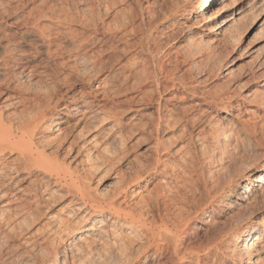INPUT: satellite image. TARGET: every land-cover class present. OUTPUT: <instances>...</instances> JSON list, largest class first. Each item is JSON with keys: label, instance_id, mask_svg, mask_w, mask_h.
I'll return each instance as SVG.
<instances>
[{"label": "rangeland", "instance_id": "obj_1", "mask_svg": "<svg viewBox=\"0 0 264 264\" xmlns=\"http://www.w3.org/2000/svg\"><path fill=\"white\" fill-rule=\"evenodd\" d=\"M77 1L78 0H11L10 2V0H4L1 5L2 8H0V36H2V38H0L9 39V37L12 36L11 38L13 39L15 37L13 33L20 27H23V17L21 21V16H26V14L30 13L27 11L37 12V9L40 11L43 7V9H45L49 7L51 2H54V4L51 3V5L57 6V8L59 7V10L62 9L69 13L68 16H72L73 19L69 18L70 20L66 22L67 26L64 25L61 27V29L58 28L59 33L57 34H60L61 31L59 36H57V34L52 35L50 40L52 43L49 44L51 47L49 50H52L53 53L51 52V54L53 55L51 56L50 60H45L48 66L45 67V71L46 73L49 72V74H47V76L45 73L43 76L40 75L41 77L38 76L39 78L36 77L34 80V86L36 85V87L39 88L45 87V89H54L56 99L58 100L60 99V95H64V99L60 103L63 105L67 102L66 100H70L68 99L69 96L79 90L82 84L86 88L93 91L97 84L96 82H99L101 79L108 76L105 79V88L109 90H107L108 99L100 101V104L106 105L107 110H111L116 113L119 112V117L121 116L120 121L118 122V125H116L114 118V120L111 119L104 123H99L101 116L93 114V119L82 122L78 121L80 116L67 119L63 115V112L60 113V120L65 121L60 126V132L63 136L65 135L64 137L68 136V140L66 139V142L73 141V147L71 148L72 150L69 152L70 154H66L64 152L66 156H61V158L63 157L64 163L68 164L69 170L72 173L71 175H63L62 173L57 177V175L53 173L52 177L50 178L47 175L44 176V174L40 173L38 170L36 171L32 169L30 170L31 173L29 172V174L28 172L19 173L18 176L15 177L13 172L14 170H12V168L19 169L21 163L19 160L15 159L16 156L14 153H7L4 155V158L0 159V170L2 171V175H9V177L14 176L13 179L16 181L18 180V183L15 186L16 188L26 186V189H14L15 187L13 188V179L12 183H9V177L6 178V181L4 179L5 184L3 185V188L0 189V193L5 194L0 200V205L1 202H6L12 197L10 192H14V197L19 198L14 202L13 206L27 208V215L23 216L25 218L13 217V221L11 219V223H8L7 226L0 230V264H54V259L56 257L59 259L58 264H70L72 258H74V255L72 252L67 250L68 242L65 239V236L61 235L60 238H53L54 236H52L51 230L53 229L54 225V223H52L53 220L58 218H63L65 220V229L68 231L74 230L73 228L77 226L75 225V222L79 216V213L75 211L73 213V209L77 204L76 200L74 199L75 197H73L75 195L74 193H76L75 190L85 185L96 200L103 201L104 197L107 199L115 193H119V190L126 182L130 180V178L149 171V169L153 166L160 168V171L164 165V171H160V174L157 175L151 174L150 172L147 173L143 180L128 190V197L126 199H123V195L118 196V202L123 207L127 206L129 208H136V205L137 207H141V205L149 199L148 202H150L151 205L149 206L148 210L150 211L151 217L153 216L150 218H154L156 223L160 221L159 219L162 216H164L163 218H166L167 216L171 223L174 222L173 224L181 221L179 219L183 220L186 216H189L190 221L184 235V240H186V242L183 241L184 246L188 248L190 247L200 249L205 248L206 246L204 245H206V243L209 241L206 247L209 250L210 240L208 239L212 238L209 236H215L216 232H221L222 234H227L229 236L231 233L230 231L241 227L245 220L253 212H255L257 209H264V200L262 201L260 197L262 195L264 196V193H262L264 191H258V196L250 199V201L247 203H243L241 207L231 204L230 206H232V208H230V206H220L217 211H213L212 209L205 207V201L203 200H206L207 197H205L206 195L203 196L201 194L202 189H213L210 191L211 196H215L217 194V196H223L226 191H229V185L237 187L238 184L245 183V181H247V177L245 176L246 172L248 170H253L255 173L257 169L261 170L260 167L264 163V106H261L260 109L256 110L248 103L250 96L253 94H261V96H264V82H262L264 80V64L262 62L264 59V29H260L258 31L257 25L255 26V23L259 20L262 14L260 13L255 16L252 21H245L243 23L242 30L238 31V34H240L239 42L236 41L234 43L228 44L224 38L225 33H220L217 35L220 30L216 31V33L213 30L212 33H210V36L208 35L206 38L204 37L205 43L209 44L214 49L212 52V57L206 61V64L203 66V68H197V70L192 69L189 70V72L186 70L188 65H185V67H183L184 65L180 66L182 64L180 62L181 59L179 60V58L176 56L177 52H179L184 47L187 39L193 37L195 39L198 38L199 29H193V21L180 20L179 16L174 17V20L171 22L173 24L168 28H166L168 22H163L162 24L159 23L158 18L161 19V17H163L161 14L166 13L167 15L169 11V0H149L150 3H155L151 5L150 8L151 11H154L152 13H156V16L155 14H153V16L154 19L155 17L157 19H153L152 21V23L154 22L152 26L156 29L152 30L151 32H148L147 30L145 31L146 28L141 26L142 24L139 22V19H136L137 22L135 21L134 26L137 25L138 27L136 26V29L132 28L130 31L132 34L130 35L129 32L127 36L125 35V37H123L122 40V37H120V32L114 29V27H118V24L121 23V19L120 22H118V17L116 18L117 21H115L116 19L114 18L109 19L111 21L110 23H113L111 24L112 26H110L108 23L109 20L107 21V19H105L106 17H103L109 24V27L112 29L110 30L112 33L109 39L108 36L110 35V32L107 29L109 27H106L108 31L106 29L104 30L105 32L107 31L106 34L103 31L105 27L102 29V26H98L100 29L98 27L91 28L93 30H91V32L90 29L89 31L88 29L82 30L80 26L76 24L78 21H80L77 10L79 11L81 5H79ZM121 3V5H118V9L119 12H123L122 14L124 15H120V18L124 17L125 13L127 17L124 18H128L129 14L133 13V10L135 13L137 12V9L131 5V0H125L124 3ZM233 4V0H227L226 13L231 14V12L234 11ZM144 6H146V3ZM61 7H65L66 9ZM217 7H220V5L215 6V8ZM120 9L122 10L120 11ZM130 10L132 11L130 12ZM60 13H62V11H60ZM132 15L133 14H131L129 18H131ZM17 18L20 20H18L16 23L19 28L15 27L16 25H14V21L16 22ZM77 18L78 21L76 20ZM113 19L114 21L112 22ZM74 20H76V23ZM156 20L158 23L155 22ZM41 22V25H49L47 21ZM62 32L65 34L63 33L64 35H62ZM157 33L158 35L161 34L159 37L157 36L159 39L155 37ZM151 34L155 35L151 36ZM70 35L72 36L70 37ZM65 36L70 40L73 39L70 41L72 44L70 43L67 47L68 49L66 50L63 49V45H65L63 43V37ZM101 37H104L105 40H101ZM85 38H88L89 41L86 39L87 43L84 41L85 44H80L82 47L79 48V42H83V39L85 40ZM149 38H151L150 40L152 44L150 43ZM154 41L158 43H155V45L153 43ZM143 42L146 44V46ZM153 44L156 47H153ZM158 45L159 48H157ZM140 47L142 49H140ZM241 47L244 48L243 51L240 50ZM77 48L79 49L77 50ZM155 48L157 49L155 50ZM28 49V47L27 49L25 47L22 49V51ZM144 49L149 53L147 54ZM159 49L160 53L158 52ZM114 50L116 51L114 52ZM154 50L158 53H156ZM77 51L86 55L91 61V65L95 63L96 70L100 71L99 75L95 77L96 80L92 78L91 81L88 82V77L82 75L76 70L73 63V55H76V53H78ZM38 56L40 57V55L35 53H27V55L24 57L23 55L18 54L15 58L16 60L26 58L29 61L36 62L37 64L39 60ZM160 57L162 59H160ZM167 57L169 61L165 60ZM12 61L8 62L10 67L7 65L5 68H3L6 71V75H8L3 79V84H1L2 82L0 83V88L4 86L6 87L9 83L10 84L8 87L14 86L16 85V79H20L19 76L18 78H14V76L11 74V70L17 71L15 70L14 66L18 64L17 61V63ZM157 61L158 63L162 61L161 63H164L165 66L169 67H173L175 64H178L179 69L176 71L177 73L175 72V77L178 80L174 79V81H176V84H174L177 87H180V83L183 81V79H179L177 74H179L180 78H183V73L186 71L187 73L189 72V82L193 83L195 88H192V86H187V88H184V91H182L183 88H179L181 92H177V97H183V101L179 102V99H173L174 102L172 99L165 101L166 98L171 97L173 91H171L172 93H163L160 97L155 93L157 91V89H155L157 88L156 81H153L154 79L152 80L151 78L153 82L152 83L151 80H148V76L152 77L153 75H156L155 80L162 79L158 68L159 65L164 66V64L159 63L158 65ZM139 62H141V64ZM152 62H154L153 66ZM132 63L134 65H132ZM135 64H137V66ZM130 65H132V67ZM140 65L144 67H142L143 70L140 69ZM49 69H51V71ZM146 70L150 73L145 74ZM141 71L144 72L142 73ZM208 72H210L209 75L207 74ZM142 74H144V76ZM145 75H147L148 78ZM185 75L188 77L187 74ZM11 76L14 79H12L14 83L10 80ZM187 77H185L186 81ZM142 78L147 84L144 85L143 82L141 85V81L143 80ZM145 79L148 81H145ZM6 80H10L12 83L10 81H8V83ZM177 82H179V85H177ZM25 83L26 82L23 84L25 85ZM36 87H34L35 90L37 89ZM190 87L193 89V91H195L196 95L192 96L188 94V91L192 90ZM34 89L32 88V90ZM141 89L146 91L148 94L143 92ZM1 91L4 93V90ZM3 93L0 94L1 112H4L2 109L3 104L1 103L4 99ZM226 93L233 94L235 98H237L236 102L234 103L235 107L229 114H226L224 110L221 109L219 103L206 107L200 105L194 106L196 103L200 104L202 98L212 100L216 96L224 95ZM140 95H142V100H140L141 97L139 99L141 103L139 102V105H132L133 103L131 100L137 101L138 96ZM240 98H243L242 100L244 101H242ZM88 101L90 102L92 99L88 98ZM21 107L22 106L16 108L14 107V109H11L10 112L14 113L15 111L16 114L20 111ZM127 107H131V109L128 110ZM185 108L188 109L185 111ZM138 109L141 110V112H137ZM185 112H188V115H184L186 117L185 119L188 118L187 120L190 119V121L186 122L185 119V122L182 121L183 119L181 118L182 116H180V114H185ZM78 115H82V112ZM157 117H160L161 121V126L159 127L158 131L154 127V123L156 122L155 120L158 119ZM172 118L179 119V125L176 120L173 124L172 120L174 121V119ZM189 122L193 123V125L190 124L189 126L187 124L184 125L185 127L183 126V124ZM243 122H247L248 127L251 125V127H249L251 128V131L249 130V132H246L243 130ZM252 122L256 126L253 127ZM168 124L169 126H167ZM203 128L204 130L200 132V130ZM213 132H218V134L226 138L229 137L232 132H237L238 138L233 143L236 146V150L232 155L233 159L232 157L229 158V160L225 158L226 160L224 159V161L221 162L219 161V156L214 154L215 152H209L211 150H205V148H203L204 146L207 147V145L210 143V138L208 137H210V134H213ZM91 138L94 139L96 145H94L93 142H88ZM121 140H123V142H121ZM224 143V147L229 150L227 143ZM81 146L82 149H80ZM64 147H67V145L64 144ZM103 147L107 149L109 154H107L108 156H106L105 159L103 158L104 156L102 153H100V148L102 149ZM158 148L160 150L164 149L167 153L161 156L160 153L158 154ZM229 151L231 152L232 150ZM61 153L63 154V151ZM85 153L86 155L92 156L96 163H103V165L96 172H90L87 170L86 164L84 162ZM204 153L207 156L204 155ZM107 157L108 159L106 160ZM207 157H210V160H213L212 164L208 165L206 161ZM157 158L160 159V164H157ZM17 162L20 164L18 165ZM59 164L62 165V163ZM16 166L18 167L14 168ZM220 166H222L224 169H222V171L220 170L222 173H217L219 171L216 169H218ZM212 171L215 174H211L210 172ZM262 175H264V172L256 173V175L253 177L254 181H251V184H259L255 180H259ZM174 176H179L183 181H185L181 187L175 188L176 191L178 189L176 192L178 195L174 192V190H171V193L168 191L172 186L175 187V182L172 180ZM53 177L54 179L57 177L60 182L54 183ZM29 182L30 184L28 185ZM47 183L48 187L44 189ZM160 189H163L166 191V193L165 195L160 196V199L156 201L155 196L157 190L163 192ZM168 192L170 194H168ZM143 199L146 201H143ZM226 200L231 202L233 197H226ZM259 200H261L263 203ZM86 211L89 210L86 209L85 212ZM68 215L71 216L69 219L67 218ZM211 215H213V221L208 223V225H205L206 222H209L207 221L209 220L207 219L208 216ZM96 216H99V213H96ZM20 218L25 221H21ZM107 218L111 217L109 215L104 217L105 225L109 226L110 221L107 220ZM90 220L91 217H87L85 222L81 223L82 226H84V228L91 226L94 229L95 226L97 227L100 225L99 223L90 225L88 223ZM17 221L19 222L17 223ZM120 223H122V221H120ZM171 223H169V226L172 225ZM116 230H118V233L121 234L120 236L124 239V244H129V246L126 245L124 252L126 255H123L125 256V259L123 258L125 261L121 260V264H170L172 259H174L170 251L165 252V254L161 257L156 256L157 258L153 257V255H155L153 249H150L148 254H144L143 250L147 246V241L150 240L148 239L150 238L149 234L145 231L142 230L136 234L132 233L129 235V231L123 226L120 227L119 225H117ZM85 234H89V236L91 238L93 237L94 239V241L92 240L93 242H91V244L85 246L86 248L84 247L82 249L84 253L86 251L87 254L90 250L94 249L95 245H97V240L95 239H98L99 235L97 236L95 233L94 235H91L90 232H83L80 237L85 238ZM227 235L225 238L228 237ZM136 236H138V238H136ZM211 248L212 247H210L211 251H207V253H199L198 261H190L186 264H233L228 258L217 253L215 249ZM220 249L224 250L226 248ZM255 250H257L258 256L261 258L260 261L262 264H264V249L257 247V249H254V251ZM224 252H227V250H224ZM114 254L115 253H113V255Z\"/></svg>", "mask_w": 264, "mask_h": 264}, {"label": "bare ground", "instance_id": "obj_2", "mask_svg": "<svg viewBox=\"0 0 264 264\" xmlns=\"http://www.w3.org/2000/svg\"><path fill=\"white\" fill-rule=\"evenodd\" d=\"M3 1L4 0H0V8H2L1 5H2ZM63 1H65V0H63ZM124 1L125 0H78L77 3H79V5L81 4L80 8L77 6L79 8V11L77 10V12H78V17L80 18V21H78V18H77L76 20L78 22L76 23L75 22L76 20H74V22L76 24H78L82 30L88 29V31H89V29H90V32H91V30H92L91 28H96L98 26H102L101 27L102 29L105 27L103 29V31H104L106 29V27H109V24H110V26H112L111 24H113V23H110L111 21L109 19H112V18L116 19L118 17V20H119L118 22H120V19H121V23L118 24V27H114V26L113 27L115 30H118L120 32V35H121L120 37H122L121 40L123 39V37H125V35L127 36V34L132 30V28L136 29L135 27L137 25L134 26L136 19H139V22L142 24L141 26H144L146 28L145 31L147 30L148 32H151L152 30L156 29L152 26V24L154 23V22L152 23V21L154 19L153 14H155V16H156V13H152L154 11H151V8H150L151 5L155 4L154 2L150 3L149 0H131V5H133L137 9V12L135 13V11L133 10V13H131V14H133L131 18H129L131 14H129L128 18H124V17H127L126 13H125L124 17L120 18V15L123 16L124 14H122L123 12H121V13L119 12L118 5H121L122 4L121 2L124 3ZM244 1H245V3H244ZM10 2H11V0H10ZM51 3L54 4V2H51ZM51 3L50 4L48 3L49 7L45 8V9H43L44 7L42 9L40 8L41 9V10L39 9L40 11H38V9H37L36 10L37 12L27 11L30 13L26 14V16L20 15L21 21H22V17H23V21H22L23 27L19 28L16 25V23L19 20V18H17L16 22L14 21V23H15L14 25H16L15 27H18L19 29H17V31H15L13 33V35H15V37H14L15 39L14 38L12 39L11 38L12 36L9 37L8 35L7 36L9 37V39L8 38L1 39L2 36H0L1 37L0 38V83L8 75V74L6 75V71L3 68H5L9 64L8 63L9 61H12V60L14 61V58L18 54L23 55V57L25 55H27V53H35V54L40 55V57L38 56L39 60H38L37 64H36V62L29 61L26 58L18 59V60H16V58H15L14 62H16V61L18 62V64H16V66H14L15 70H17V71H14V70L12 71L11 69L10 70H11V74H12V76H14V78H18V76H19L20 79L19 78H18L19 80L16 79V85L8 87V85L10 84L8 81H10V80L12 81V79H13V77L11 76L12 78L10 77V80H8V81L6 80L9 84H7L6 87L4 86L5 88L4 87L0 88L1 90H4V93L0 90V94L3 93V98H4L1 102L3 104L2 109L4 110V112H1V110H0V159L4 158V155L7 153H14V155L16 156L15 159L19 160L21 163V164L19 163L20 164L19 169H13L12 168V170H14L13 172L15 174L14 175L15 177L18 176L19 173L28 172V174H29L30 170H32V169L36 170V171L38 170L40 173L44 174V176L47 175L50 178L52 177L53 173H55V175H57V177L60 176L62 173H63V175L64 174H68V175L72 174L69 170L68 164L64 163L63 157L61 158V156L65 155L64 152L66 154H70L69 152H70V150H72L71 148L73 147V144H72L73 141L66 142V139L68 140V136H66L67 137L66 138V137H64L65 135L63 136L60 132L61 131L60 126L65 122L63 120H60V113L63 112V115L67 119L80 116L78 121H82V122L89 121V120L93 119L94 118L93 114L100 115L101 119L99 118L100 119V122L98 121L99 123H104V122L114 118L115 120L114 119L113 120L115 121L116 125H118V122L120 121V117H121V116L119 117V114H120L119 112H118L119 113L118 114V113L113 112L111 110H107L106 105L100 104L101 103L100 101L108 99L107 93L109 90L105 88V79L108 76L101 79L99 82H96L97 84H96L93 91L86 88L82 84V86H80L79 90H77L76 92H74V94L69 96L68 99H70V100H66L67 102L63 105L60 103H61V101H63L64 95H60V99L58 100V99H56L54 89H52V88L51 89H45V87L39 88V87H36V85L34 86V84H35L34 80L36 79V77H38L40 75L43 76L46 73L45 67L47 66V63L45 62V60H50L51 56L53 55V54H51L52 50H49V48H51L49 46V44L52 43L50 41L52 35L59 33L58 28L61 29L62 26L66 25L67 24L66 22L68 20H70L69 18L73 19L72 16L71 17H69L70 15L68 16L69 13L65 12L62 9L59 10L58 9L59 7L57 8V6L51 5ZM145 3H146V6H144ZM169 3L170 4L167 3L168 5H170L169 11H168L167 15H166V13L163 12L165 14V16H164V14H161V15H163V17H161V19L158 18L159 23L162 24L163 22H168V24L166 26V28H168L169 26H171L173 24L171 22L174 20V17L179 16L180 20L191 21V22L193 21V27H194L193 29H199V34L197 33L198 38L195 39L193 37V38L187 39L184 47L179 52H177L176 57L179 58V60L181 59L180 62L182 63V64L180 63L181 64L180 66L184 65L183 67H185V65H188V68L186 69L187 71L192 70V69L197 70V68H203V66L206 64V61L212 57V52L214 51V49L212 48V46L205 43L204 39L208 35L210 36V33H212L213 30L215 31V33H216V31L220 30V32L217 33V35L220 33H225L224 38L228 44L234 43L236 41L239 42L240 34H238V31L242 30L243 23L245 21H252L255 18V16H257L260 13L262 15L259 18V20L255 23V26L257 25L258 31L260 29H264V0H233L234 11H232L231 14L226 13V11H227L226 10L227 0H169ZM60 4H61V2H60ZM16 5H18V4H16ZM168 5H167V7H168ZM216 5H220V7L215 8ZM62 6H63V4H62ZM65 7H61V8L66 9ZM167 7H166V9H167ZM124 9H123V11H124ZM121 10L122 9H120V11ZM161 10H163V9H161ZM60 11H62V13H60ZM131 11L132 10H130V12ZM165 12H167V11H165ZM127 13H128V10H127ZM76 16H77V14H76ZM103 17H106L105 19H107V21L109 20L108 21L109 24L106 22V20ZM114 19L112 20V22L114 21ZM155 19H157V18L155 17ZM41 21H47L49 25H47V24H46L47 26H45L44 24L41 25V23H42ZM71 21H73V20H71ZM115 21H117V19ZM74 22H69V23H74ZM155 22H157V20ZM138 25H140V24H138ZM150 27H152L153 29ZM109 28H107L110 32L108 39L112 33L110 31V30H112L111 27H109ZM96 30H98V29H96ZM107 31L106 32L104 31L105 34L107 33ZM63 33L64 32H62V35L65 34V33L64 34ZM158 33H159V31H158ZM158 33L156 35L154 34L156 38H158L159 35H161V34L158 35ZM60 34H61V31H60ZM60 34H57V36H59ZM131 34L132 33L130 32V35ZM152 35L153 34H151V36ZM71 36L72 35H70V37ZM81 36H83V35H81ZM88 36H90V35H88ZM104 37L103 38L101 37V40L104 41L105 40ZM155 37H154V39L156 40ZM86 39H87V41H89L88 38H85V40L83 39V42L82 41L79 42V48L82 47L81 46L82 43L85 44L84 41H86ZM141 39H142V37H141ZM150 39L151 38H149V40ZM71 40H73V39H71ZM71 40L66 36L63 37V43L65 44V45H63L64 50L68 49L67 47L71 43L70 42ZM142 40H141V42H142ZM87 41H86V43H87ZM96 41H98V40H96ZM159 42H161V41H159ZM150 43H151V40H150ZM153 43L155 44L156 41H154ZM154 44H153V47H156V46H154ZM144 45L146 46L145 43H144ZM159 45L157 46V48H159ZM25 47H26V49H27V47L29 49L22 51V49H24ZM79 48H77V50ZM157 48H155V50ZM161 48H163V47H161ZM140 49H142V48L140 47ZM160 49L158 50V52L160 51ZM128 50H130V49H128ZM240 50L243 51L244 48L241 47ZM31 51H33V52H31ZM115 51L116 50H114V52ZM119 51H120V49H119ZM79 52H80V50H79ZM79 52L78 53L75 52L76 55L75 54L73 55L74 56L73 57V59H74L73 63H74L76 70L79 73H81L82 75L87 76L88 82L91 81L92 78L96 80L95 77L97 75H99L100 71L96 70V66H95L94 62H93L94 64L92 63L93 65H91V61L88 59V57L86 55H84L83 53L81 54ZM158 52H156V53H158ZM148 53L149 52H147V54ZM174 53H175V51H174ZM167 56H169V55H167ZM160 59H162V58L160 57ZM165 60H168V57ZM135 61H137V60H135ZM161 62H159V63H161ZM163 62H164V60H163ZM262 62L264 64V59ZM135 63H137V62H135ZM139 63L141 64V62H139ZM153 63L154 62H152V66H153ZM157 63H158V61H157ZM159 63H158V65H159ZM161 64H164V63H161ZM132 65H134V64L132 63ZM132 65H130V66L132 67ZM135 65L137 66V64H135ZM142 65H140V67H141L140 69H142V67L144 66V65L143 66ZM178 67H179L178 64H175L173 67L165 66V64H164V66L159 65L158 71H159V74L162 76L161 80L160 79L155 80L156 75L155 76L153 75L154 77L148 76L149 81L151 80V78H152V80L154 79L153 81H156L157 88H155V89H157V91L155 93L158 94L159 97L163 93H166V92L170 93L171 91H173V93L171 92L172 93L171 97L166 98L165 101L171 100V99L173 102L176 99H179V102L183 101L184 100L183 97H177L178 96L177 92L180 91L179 88H183L182 91H184V88L185 87L187 88V86H192V88L194 87L193 86L194 84L189 82L190 77H189L188 73L190 71L188 73H187V71L185 73H183L184 75L187 74L188 77L186 75L184 76L182 74L183 78L182 77L180 78L179 74H177L179 79H181V80L183 79V81H181L182 83H180V87H177L175 85L176 81H174V79L178 80L175 77V72L179 69ZM126 69H128V68H126ZM10 70H8V71H10ZM49 70L51 71V69H49ZM52 71H53V69H52ZM155 71H156V69H155ZM141 72L143 73L144 71H141ZM153 72H154V67H153ZM146 73H150V72L146 70L145 74ZM209 73L210 72H208L207 74L209 75ZM47 74H49V72L46 73V75ZM142 75L144 76V74H142ZM147 75H145V76L147 77ZM185 77H187V81H186ZM143 78H145V77H143ZM148 80L145 79V81H148ZM152 80H151V82H152ZM24 82H26L27 84L25 83V85H24L23 84ZM143 82H144V79L141 81V85ZM262 82H264V80ZM178 83L179 82H177V85H179ZM1 84H3V82ZM143 84L145 85L147 83L144 82ZM263 86H264V84H263ZM34 87H36L37 89L35 90ZM32 88L34 90H32ZM95 90H97V91H95ZM143 92L146 93V91H143ZM185 93H186V91H185ZM138 94H140V93H138ZM146 94H148V93H146ZM188 94L192 95V96L196 95L195 91H193V89L189 90ZM184 96H185V94H184ZM246 96H248V95H246ZM140 97H141V99H140ZM88 98H91L92 101L89 102ZM99 98H101V99H99ZM155 98H156V96H155ZM139 99L142 100V95L138 96L137 101L131 100L133 103L132 105L138 104L140 102ZM236 99L237 98H235V96L233 94L226 93L224 95H218L212 100L202 98L201 103L200 104L196 103V104H194V106L200 105V106L206 107L209 105H216L217 103H219L221 109L224 110V112L226 114H229L235 107L234 103L236 102ZM240 99L242 100L243 98H240ZM155 101H157V100H155ZM242 101H244V100H242ZM248 103L250 105H252L256 110H258V109H260L261 106H264V96H261V94H253L250 96ZM19 106H22V107H21L20 111L18 110L19 111L18 113L15 114V111H14V113L10 112L11 109H14V107L16 108ZM183 108H182V110H183ZM127 109L130 110L131 107H127ZM180 109H181V107H180ZM187 109L185 108V111ZM116 110H118V109H116ZM183 111H181V112H183ZM202 111H203V109H202ZM81 112H82V115H78V114H81ZM137 112H141V110L138 109ZM187 113L185 112V114L184 113L183 114L181 113L182 115L180 114V116H182L181 118L183 119V120L182 119L181 120L184 122H185V120H186V122L190 121V119L187 120L188 118L185 119L186 117L184 115H186ZM157 118H156L157 120H155L156 122L154 120L153 121L155 122L154 127L158 131L159 127L161 126V121H160V117H157ZM189 118H190V116H189ZM131 119H133V118H131ZM172 119H174V121L172 120L173 124L176 120V122H178V125H179V119H175V118H172ZM153 121H152V123H153ZM194 122H195V120H194ZM253 122H252V124H253ZM187 124L189 126H190V124L193 125V123L189 122V123L183 124V126L187 125ZM176 125H177V123H176ZM247 125H248L247 122H243L242 128L244 131L249 132V130L251 131V128H249V127H251V125L249 127ZM167 126H169V124ZM254 126H256V125L253 124V127ZM165 128H166V126H165ZM203 130H204V128L201 129L200 132ZM93 138H91L88 142H93V144L96 145V142L94 141ZM208 138H210V143L207 145V147H205V146L203 147V148H205V150L209 149V150H211V151L208 150L209 152H215L214 154H217L219 156V161H221V162L224 161L225 158L229 160V158L232 157V159H233L232 155L234 154V151L236 150L235 149L236 146L233 143L238 138L237 132L236 133L232 132L230 134V136L227 138L218 134V132H215V133L213 132V134H210V137H208ZM121 142H123V140H121ZM223 143L224 144L227 143L229 150H232V151L230 152L226 147H224ZM64 144L67 145V147H64ZM156 147H158V146H156ZM80 149H82V146ZM62 151H63V154L61 153ZM157 151H158V154L160 153L161 156H163V155H165V153H167V152H165L164 149L160 150L158 148ZM100 153H102V155L104 156L103 157L104 159L106 156L109 155L108 151L105 147H103L102 149L100 148ZM205 153H208V152H205ZM205 153H204V155H206ZM210 155H212V154H210ZM84 158H85L84 162L86 164V168L90 172H96L103 165V163L102 164L96 163L94 161L95 159L92 156L86 155V153L84 155ZM107 159H108V157L106 158V160ZM60 161H62V162H60ZM206 161H207L208 165L213 163V160H210V157L209 158L207 157ZM14 162H16V161H14ZM18 162H17V164H18ZM156 162H157V164H160V159H158ZM59 163H62V165H60ZM9 167H10V165H9ZM17 167L18 166L14 167V168H17ZM260 168H261V170L257 169L255 173L253 172V170H248L246 172V175H245L247 177V181H245V183H242V184L237 183L238 184L237 187L233 186V185H229L230 186L229 191H226V193H224L223 196H217L218 194L215 196H211L210 191H212L213 189H202L201 194L203 196L206 195L205 197H207L206 200H203V201H205V207L212 209L213 211L214 210L217 211V209L220 206L221 207H228L231 204L241 207V205L243 203H247L248 201H250V199L258 196V193H257L258 191H260V192L264 191V189H262V188H264V175H262L259 178V180H255L259 184H251V181H254L253 177L256 175V173L264 172V163L262 164V166ZM159 169L160 168H156V166L155 167L153 166L152 168L149 169V171H147L141 175H136V176L130 178V180L128 182H126L124 184V186L119 190L120 192L119 193L117 192L118 194L115 193L117 195H115L113 193L114 195H112V196L110 195L111 197H109L107 199H105V197H104L105 200L102 198L103 201L96 200L91 195L89 189L85 185H83V186H81V188L75 190L76 193H74L75 195L73 197H75L74 199L76 200L77 204L73 209V213H74V211L79 213V216L75 222L76 223L75 225H77V226H75V228H73L74 230L68 231L65 229V223H64L65 220L63 218H58L56 220H53L52 223H54V225H53V229L51 230V234H52V236H54L53 238H55V237L60 238L61 235L65 236V239L68 242L67 243V247H68L67 250L72 252L74 255V258H72L70 264H118L119 262H120L119 264H121L122 263L121 260L125 261L124 260L125 256H123V255H126V254H124V252H125L127 243L124 244L125 243L124 239L120 236L121 234L118 233V230H116L117 225H119L120 227L123 226L125 229H127L129 231L128 232L129 235H131L132 233L136 234L137 232H140L142 230L145 231L146 233H148L149 237H150L148 239H150V240L147 241V246L144 248L143 253L148 254V251H150V249H153L154 254H155V255H153V257L157 258L156 256L161 257L165 254V252L170 251L171 255L174 258V259H172L170 264H186V263H189L190 261H195V260L198 261L199 260L198 254L199 253L200 254L201 253H207V251H211L210 247L215 249L217 251V253L228 258L230 260V262H232L233 264H260V263L262 264V262L260 261L261 258H259L257 250L254 251V249L255 248L257 249V247H261L262 249H264V247H263L264 246V209L263 208H262L263 210H259V209H257L256 211L254 210L255 212H253L245 220L244 224L241 227H238L235 230L233 229L232 231H230L231 233L229 234V236L227 234H222L221 232H216L217 234L215 233V236H209L212 238L208 239V240H210L209 250H208V248H206V247H207V244L209 241L206 243V245H204V246H206L205 248L199 247L200 249H195V248H190V247L188 248V247L184 246L183 241L186 242V240H184V235H185L186 229L189 226V221H190L189 216L188 217L186 216L185 219H183V220L179 219L181 221H179L176 224H173L174 222L171 223L170 219H168L167 216H166V218H163L164 216H162V217L160 216L161 217L159 219L160 221L156 223V221H154L155 220L154 218L151 219L153 216L151 217L150 211L148 210L149 206L151 205L150 202H148L149 199L147 201L145 199H143V201L145 200L146 202L144 204H142L141 207H137V205H136V208L135 207L129 208L127 206L126 207L121 206V204L118 202V199H119L118 196L123 195L122 196L123 199H126L128 197L127 196L128 190H130L132 187L136 186L141 180H143L144 176L147 173L150 172L151 174H156V175L160 174V171H164L165 165L162 166L160 171H159ZM222 169H224L222 166L218 167V169H216V170H218L219 172H217V173H222L221 172ZM212 172H210V173L211 174L216 173L215 171H214L215 173L214 172L212 173ZM7 177H9V175L8 176L2 175V171L0 170V189L3 188V185L5 184L4 179L6 181ZM13 177L8 178L9 183H12ZM57 177H55L56 179H54V177H53L54 183L60 182V180ZM172 180H173V182H175V187L172 186L171 189L168 191L170 192L171 190L172 191L174 190V192L176 193L178 191V189L176 191L175 188L181 187L185 181H183L182 178L179 176L178 177L174 176ZM13 181H14V186H13V188H14L17 185L18 180L16 181L13 179ZM239 181H240V179H239ZM30 182L28 183V185L30 184ZM176 183H178V184H176ZM47 187H48V183H47L46 187H44V189H46ZM14 189H26V186L20 187V188L15 187ZM160 190H162L163 192L157 190L156 196L154 195L156 198L155 199L156 201H158L160 199V196H163L166 193V191H164L163 189H160ZM169 192H168V194L171 193V192L170 193ZM174 192H172V193H174ZM13 193L14 192H10L12 197L9 198L6 202H3V203L1 202V205H0V230L3 227L7 226L8 223H11L10 220L12 219V221H13V217L25 218L23 216L27 215V208H25V207L22 208L20 206L21 207V209H20V207L13 206L14 202L19 198V197H14ZM262 193H264V192H262ZM4 194L5 193H2V194L0 193V200L4 196ZM194 194H196V193H194ZM230 196L233 197V200L231 202H228L226 200V197H230ZM260 197H261V200L263 201L264 196L262 195ZM199 198H198V200H199ZM224 200H226V201H224ZM261 200H259V201H261ZM174 203H176V202H174ZM163 204H164V202H163ZM230 208H232V206H230ZM86 209H88L89 211L85 212ZM96 213H99V216H96ZM106 215H109L111 217V218H107V220L110 221L109 226H106L104 223V217H106ZM69 217H71V216L68 215L67 218L69 219ZM87 217H91L90 222H88L90 225H94L96 223H99L100 225L97 227L95 226L94 229L91 226L88 228H84V226H82L81 223L85 222V219ZM15 218H14V220H15ZM21 218H20V220L22 221L23 219H21ZM207 219H209V220H207ZM207 219L206 220L209 222H206L205 225H208V223H211L213 221V215L208 216ZM23 221H25V220H23ZM120 221H122V223H120ZM18 222L19 221H17V223ZM169 223H171L172 225L169 226ZM83 232H85V233L90 232L91 235H94V233L97 236L99 235V238L95 239V240H97L96 241L97 245H95L94 249L90 250L87 254H86V251L84 253V251L82 249L85 246H88L89 244H91V242H93L94 239H93V237L91 238L89 236V234H85V238L80 237V235H82ZM145 232H144V234H145ZM141 234L144 235L143 233H141ZM226 235L228 236L227 238H225ZM136 238H138V236H136ZM127 246H129V244ZM97 247H99V248H97ZM220 248H226L224 250L225 251L227 250V252H224V250H221ZM258 251H259V249H258ZM113 253H115V254L113 255ZM58 261H59V259L56 257L54 259V264H58ZM7 264H9V263H7ZM195 264H199V263H195Z\"/></svg>", "mask_w": 264, "mask_h": 264}]
</instances>
